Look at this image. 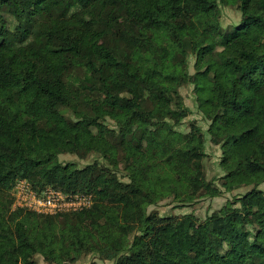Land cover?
Returning a JSON list of instances; mask_svg holds the SVG:
<instances>
[{
	"label": "trees",
	"instance_id": "trees-1",
	"mask_svg": "<svg viewBox=\"0 0 264 264\" xmlns=\"http://www.w3.org/2000/svg\"><path fill=\"white\" fill-rule=\"evenodd\" d=\"M219 4L241 14L230 32ZM61 24L94 37L73 42ZM183 84L220 144L221 188H250L203 222L147 213L165 199L222 193L205 179L200 129H175L189 115ZM105 117L121 121L117 130ZM64 153H95L128 181L97 160L63 165ZM18 180L93 203L12 210L4 193ZM263 183L264 0H0V264H35L36 255L73 264L88 254L113 264H264Z\"/></svg>",
	"mask_w": 264,
	"mask_h": 264
},
{
	"label": "rangeland",
	"instance_id": "rangeland-1",
	"mask_svg": "<svg viewBox=\"0 0 264 264\" xmlns=\"http://www.w3.org/2000/svg\"><path fill=\"white\" fill-rule=\"evenodd\" d=\"M241 14L236 9V7L225 6L223 4H219V23L222 29L225 31H232L235 26H237L240 22ZM60 31L66 32L69 35V38L73 42L79 43H89L93 36L85 35L80 29L76 27H72L68 24H61L58 26ZM27 54L29 56H40L42 59L47 61L48 63H52L56 60L57 55H48L43 52H37L34 50H28ZM194 63H195V56L194 54L188 55L187 58V72L190 75L195 73L194 70ZM179 95L181 96L184 105L189 109V115L183 119L178 125L175 126L177 131L182 133H188L190 130V126L194 125L200 129L201 135L204 139L203 144V152L205 156L202 160L203 164V171L205 175V179L207 182H210L212 186L219 188L222 193L220 196L217 197H210V196H202L195 199L190 204H180L174 202L172 199H165L157 203L156 205L149 206L147 209V213L156 212L160 217H170V216H183L192 214L196 217L198 222H203L208 216L212 213L219 211L223 208L227 201H231L237 195H243L246 193L250 188H240L233 192H224L221 188V177L224 175L223 170L219 166V162L222 157V150L219 145L214 144L211 141V137L209 136L207 130L210 125V121L205 117V114L202 110L198 107V102L196 101V97L193 90L192 84H183L178 89ZM71 114H69L70 116ZM73 119L72 116H70ZM77 121L76 119H73ZM119 119H113L109 117H105L103 120V124L111 129L117 130V126L120 124ZM95 160L101 163L104 167H106L111 173L115 174L118 179L122 182H127V177L125 176L124 172L120 165L115 169L112 165L107 164V162L98 157L95 153H87L83 156H78L76 154L64 153L58 156V161L61 164H68L73 163L77 168H82L86 165L92 164ZM30 184L25 181H16L12 188L4 193L6 200L10 197L13 199V203L11 205V209L14 210L15 208H20V206L16 203L20 204H31L30 199L26 198L25 201H22L23 197H26L27 192L31 190ZM264 193V183L258 187ZM47 190H55L52 188H44L40 191L31 190L36 192L37 194L45 193ZM61 192V191H59ZM62 193V192H61ZM63 194V193H62ZM64 203H82L85 204L86 207H89L93 203V196L90 194H63ZM17 198V199H16ZM75 206L65 207L68 212H73ZM25 209V208H23ZM25 210H29L26 208ZM232 253V252H230ZM35 264H49L46 263L43 258L39 255L34 257ZM113 264V261L103 260L99 258L96 254H88L82 256L78 261L73 264Z\"/></svg>",
	"mask_w": 264,
	"mask_h": 264
},
{
	"label": "built area",
	"instance_id": "built-area-1",
	"mask_svg": "<svg viewBox=\"0 0 264 264\" xmlns=\"http://www.w3.org/2000/svg\"><path fill=\"white\" fill-rule=\"evenodd\" d=\"M31 190L27 192L26 197L22 198V201H25L26 198L30 199L31 204L27 205L26 203H16L20 206V208H28L30 211H34L37 213L56 214L60 212H68L64 211L66 210L65 207L75 206L72 211H78L86 207V205L82 203H64V196L59 191L47 190L45 193L37 194L36 192H33Z\"/></svg>",
	"mask_w": 264,
	"mask_h": 264
}]
</instances>
